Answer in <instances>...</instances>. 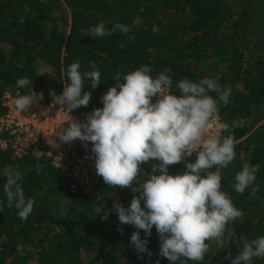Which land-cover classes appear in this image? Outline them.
Segmentation results:
<instances>
[{
  "label": "trees",
  "instance_id": "1",
  "mask_svg": "<svg viewBox=\"0 0 264 264\" xmlns=\"http://www.w3.org/2000/svg\"><path fill=\"white\" fill-rule=\"evenodd\" d=\"M100 23L106 30L124 24L130 31L91 36ZM77 61L81 73H101L95 89L84 81L91 99L83 109L102 108L101 97L117 83L113 77L119 73L122 82L142 65H150L153 76L167 70L173 91L183 78L205 77L231 89L218 113L230 127L243 121L233 133L236 158L211 171L220 173L221 190L243 215L228 222L222 244L206 241L203 262L185 264H231L246 243L264 236V0H0V100L5 91L61 95L69 83L67 69ZM24 77L33 83L18 89L16 80ZM157 163H142L133 186L140 187ZM245 163L258 171L254 185L241 194L233 186ZM185 166V161L170 165L169 174H183ZM11 171L22 173L25 196L35 200L26 221L9 207L3 191ZM139 195L105 182L89 194L70 190L48 157L17 158L0 149V264H169L159 254L155 226L147 237L149 256L130 242L135 231L145 239L144 230L119 222L113 204L128 207ZM98 206H103L99 215ZM252 264H264V256Z\"/></svg>",
  "mask_w": 264,
  "mask_h": 264
},
{
  "label": "clouds",
  "instance_id": "2",
  "mask_svg": "<svg viewBox=\"0 0 264 264\" xmlns=\"http://www.w3.org/2000/svg\"><path fill=\"white\" fill-rule=\"evenodd\" d=\"M119 30L130 31L124 24H115L106 30L103 23L95 27V37H104ZM150 65L115 77L116 85L101 97L103 107L96 108L86 117V122L68 120L69 126L57 135L62 143L79 139L92 143L97 175L108 186L129 188L140 195L133 196L130 205L113 204L119 222L144 230L145 239L135 231L130 237L137 253L152 255L147 248V237L155 226L160 237L159 254L169 264H185V261L203 262L209 251L206 241L215 239L222 244V237L229 221L242 217L228 194L222 191V177L215 167L226 168L236 158L234 130L243 121H234L231 127L220 123L218 107L227 104L231 89L224 90L211 78L193 81L181 79L173 91V81L167 70L153 76ZM99 70L81 73L79 61L67 69L69 83L56 104L67 105L69 112L87 106L91 92L84 91V81L90 80L95 89L101 82ZM33 80L18 78L16 87L26 88ZM215 92L216 96L209 93ZM153 98L155 102H153ZM42 99V94H18L13 100L17 111H29ZM228 132V135H223ZM196 153L195 162L186 163L183 174L171 175L170 165L186 161ZM150 159L158 161L151 166V173L140 187L133 186L140 165ZM258 169L245 163L235 176L234 190L243 194L256 181ZM22 173L7 174L3 191L9 207L14 206L22 221L33 212L34 198L25 196ZM259 186L253 187V195ZM141 200L144 201L143 207ZM103 206L96 208L99 215ZM3 207L0 206V212ZM105 212L102 219H107ZM264 256V236L246 243L231 264H252L253 258ZM183 258V259H182ZM159 264V261L156 262Z\"/></svg>",
  "mask_w": 264,
  "mask_h": 264
},
{
  "label": "built area",
  "instance_id": "3",
  "mask_svg": "<svg viewBox=\"0 0 264 264\" xmlns=\"http://www.w3.org/2000/svg\"><path fill=\"white\" fill-rule=\"evenodd\" d=\"M17 95V92L5 91L0 100V149H10L17 158L27 154L48 157L59 175L68 180L70 190L80 189L89 194L96 183L104 182L96 173L92 143L85 144L79 139L62 143L57 135L62 128L69 126L68 120L71 118L86 122L87 115L94 109L77 108L69 112L67 105L56 104L59 95L48 98L42 94V99L29 111L20 112L12 103ZM220 123L225 122L218 115L213 129ZM196 158V153H193L185 162H195Z\"/></svg>",
  "mask_w": 264,
  "mask_h": 264
},
{
  "label": "rangeland",
  "instance_id": "4",
  "mask_svg": "<svg viewBox=\"0 0 264 264\" xmlns=\"http://www.w3.org/2000/svg\"><path fill=\"white\" fill-rule=\"evenodd\" d=\"M91 36H95V31H92L91 32Z\"/></svg>",
  "mask_w": 264,
  "mask_h": 264
}]
</instances>
